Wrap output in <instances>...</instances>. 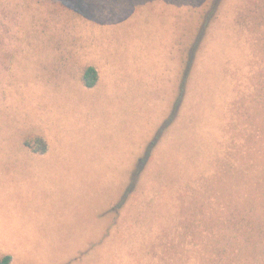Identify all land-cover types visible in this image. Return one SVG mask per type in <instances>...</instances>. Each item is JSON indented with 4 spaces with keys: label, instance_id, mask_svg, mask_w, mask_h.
<instances>
[{
    "label": "rangeland",
    "instance_id": "obj_1",
    "mask_svg": "<svg viewBox=\"0 0 264 264\" xmlns=\"http://www.w3.org/2000/svg\"><path fill=\"white\" fill-rule=\"evenodd\" d=\"M247 1H222L176 121L115 213L176 100L195 0H0V255L12 264L220 258L264 169V21L241 22ZM87 65L99 74L91 89ZM37 138L44 154L25 145Z\"/></svg>",
    "mask_w": 264,
    "mask_h": 264
},
{
    "label": "trees",
    "instance_id": "obj_2",
    "mask_svg": "<svg viewBox=\"0 0 264 264\" xmlns=\"http://www.w3.org/2000/svg\"><path fill=\"white\" fill-rule=\"evenodd\" d=\"M223 0H195L198 20L193 31L180 34L179 61L180 73L177 87V96L169 116L163 122L154 138L148 144L146 151L139 158L135 169L130 175L127 187L123 191L118 202L113 206L112 212L118 213L135 192L141 175L151 161L153 153L168 129L176 121L181 106L184 102L189 78L195 64L197 54L206 37L211 23L216 19L219 7ZM246 14L242 15L241 22L250 20L258 27L259 22L264 21V0H249L246 5ZM257 22V23H256ZM256 27V28H257ZM99 80V74L95 67L84 66L81 69V82L85 88H94ZM25 145L36 153L44 154L47 146L41 139L26 141ZM247 178L243 177L242 181ZM256 190L250 196L242 198L240 210L235 213V221L232 227L224 231V246L221 249L220 258L209 259L208 264H253L264 263V169L255 180ZM229 199V197H227ZM243 236V241L240 236ZM240 242H239V241ZM222 257V260H221ZM176 264L180 261L175 258ZM0 264H12V257L0 255Z\"/></svg>",
    "mask_w": 264,
    "mask_h": 264
}]
</instances>
